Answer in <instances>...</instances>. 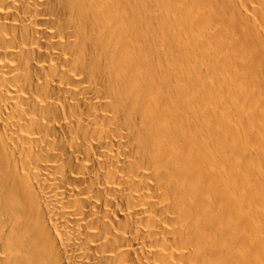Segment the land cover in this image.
<instances>
[{"label":"bare ground","instance_id":"bare-ground-1","mask_svg":"<svg viewBox=\"0 0 264 264\" xmlns=\"http://www.w3.org/2000/svg\"><path fill=\"white\" fill-rule=\"evenodd\" d=\"M261 32L264 0H0V264H264Z\"/></svg>","mask_w":264,"mask_h":264},{"label":"rangeland","instance_id":"rangeland-1","mask_svg":"<svg viewBox=\"0 0 264 264\" xmlns=\"http://www.w3.org/2000/svg\"><path fill=\"white\" fill-rule=\"evenodd\" d=\"M244 21V22H243ZM242 22V23H241ZM239 25L238 26H240L239 28L240 29H242V30H244V31H247V30H249V24L248 23H246V21H245V19L244 20H239V23H238ZM246 26H247V28H246ZM243 27H245L246 29H244ZM260 34H262L263 35V33L261 32ZM264 36V35H263ZM234 58H237L236 56L234 57Z\"/></svg>","mask_w":264,"mask_h":264}]
</instances>
